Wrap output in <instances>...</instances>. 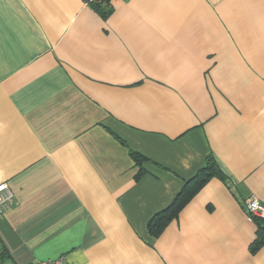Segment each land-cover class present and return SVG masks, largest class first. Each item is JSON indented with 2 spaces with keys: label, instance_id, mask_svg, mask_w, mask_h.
Returning <instances> with one entry per match:
<instances>
[{
  "label": "crops",
  "instance_id": "0c3cea01",
  "mask_svg": "<svg viewBox=\"0 0 264 264\" xmlns=\"http://www.w3.org/2000/svg\"><path fill=\"white\" fill-rule=\"evenodd\" d=\"M89 3L0 0V264H264V0Z\"/></svg>",
  "mask_w": 264,
  "mask_h": 264
},
{
  "label": "trees",
  "instance_id": "16d2710c",
  "mask_svg": "<svg viewBox=\"0 0 264 264\" xmlns=\"http://www.w3.org/2000/svg\"><path fill=\"white\" fill-rule=\"evenodd\" d=\"M89 4L104 17L111 10V6H109L110 0H93ZM130 156L137 165H141L145 161L140 154L134 151L130 152ZM217 166L215 160L211 156H208L204 167H201L192 178L186 180L173 201L165 209L157 212L148 220L146 228L151 237H158L168 224L178 217L184 206L210 179L225 180L224 174ZM137 176L139 177V175ZM251 221L256 227L255 238L251 241L250 245V252L254 254L264 246V218L251 217Z\"/></svg>",
  "mask_w": 264,
  "mask_h": 264
},
{
  "label": "built area",
  "instance_id": "2783aa9c",
  "mask_svg": "<svg viewBox=\"0 0 264 264\" xmlns=\"http://www.w3.org/2000/svg\"><path fill=\"white\" fill-rule=\"evenodd\" d=\"M93 0H89L91 2ZM13 202V192L6 183H0V214H2ZM242 208L251 220V217L264 218V205L254 198L250 197L243 201ZM34 264H66L63 258H57L54 260L39 261Z\"/></svg>",
  "mask_w": 264,
  "mask_h": 264
}]
</instances>
